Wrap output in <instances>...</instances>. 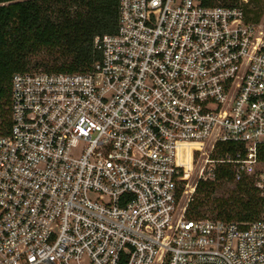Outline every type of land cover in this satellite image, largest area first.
I'll list each match as a JSON object with an SVG mask.
<instances>
[{
	"label": "built area",
	"instance_id": "1",
	"mask_svg": "<svg viewBox=\"0 0 264 264\" xmlns=\"http://www.w3.org/2000/svg\"><path fill=\"white\" fill-rule=\"evenodd\" d=\"M237 3L118 0L86 70L12 75L0 264H264V0ZM220 165L260 217H185Z\"/></svg>",
	"mask_w": 264,
	"mask_h": 264
},
{
	"label": "trees",
	"instance_id": "2",
	"mask_svg": "<svg viewBox=\"0 0 264 264\" xmlns=\"http://www.w3.org/2000/svg\"><path fill=\"white\" fill-rule=\"evenodd\" d=\"M237 5V0H206ZM261 7V0H251ZM118 0H0V134H7L11 77L31 69L33 56L43 53L35 67L46 71L86 70L96 53V35L117 28ZM234 143H218L217 156L235 154ZM232 171L220 165L215 181H200L185 210L187 218L207 217L212 199L213 218L247 222L261 216L263 200L253 183L243 178L230 187ZM230 187V191L229 188ZM221 192V193H220ZM216 193H220L216 195Z\"/></svg>",
	"mask_w": 264,
	"mask_h": 264
},
{
	"label": "rangeland",
	"instance_id": "3",
	"mask_svg": "<svg viewBox=\"0 0 264 264\" xmlns=\"http://www.w3.org/2000/svg\"><path fill=\"white\" fill-rule=\"evenodd\" d=\"M43 55H44L43 53H39V54H37V55H35V56L32 57V59L30 61L31 63L29 65L31 67V69H35V70L36 69H39V68H36L35 67V63L37 62V60H39L40 58H42ZM228 188H229V191H230V187H228ZM220 193H216V195H219ZM214 196L215 195H213L212 198H210V201H209L208 205L204 208L205 215L207 217H210V218H213V213H211V206H212V203L211 202H212V199H213ZM188 197L189 196H187V195L183 196L182 203L187 202Z\"/></svg>",
	"mask_w": 264,
	"mask_h": 264
}]
</instances>
